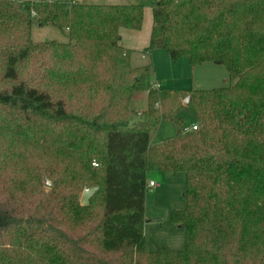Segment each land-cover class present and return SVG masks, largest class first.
<instances>
[{
	"label": "trees",
	"instance_id": "1",
	"mask_svg": "<svg viewBox=\"0 0 264 264\" xmlns=\"http://www.w3.org/2000/svg\"><path fill=\"white\" fill-rule=\"evenodd\" d=\"M152 9L146 51L222 64L235 82L149 87V67L131 65L118 43L120 27L143 25L141 3L0 0V137L43 154L0 179V264H264V0H158ZM34 22L67 29L68 41L32 42ZM28 60L33 72L20 79ZM82 86L92 89L89 115L66 107L65 94ZM143 91L148 108L134 118L128 105ZM183 95L198 124L191 132L175 117ZM161 120L177 129L153 144ZM14 156L0 157L1 171L20 167ZM149 170L185 174V207L170 217L185 229L179 250L144 249ZM92 186L89 206L78 205Z\"/></svg>",
	"mask_w": 264,
	"mask_h": 264
},
{
	"label": "rangeland",
	"instance_id": "2",
	"mask_svg": "<svg viewBox=\"0 0 264 264\" xmlns=\"http://www.w3.org/2000/svg\"><path fill=\"white\" fill-rule=\"evenodd\" d=\"M79 3L85 2L90 4H104V3H146L151 5L158 0H75ZM35 20V18H34ZM36 21V20H35ZM67 29L64 33L50 25L40 26L37 23H33L31 28V40L34 43L56 40L66 43L68 37H66ZM31 61L24 62L20 67V79L28 80L33 71ZM147 65L149 72L147 75V85L150 87L154 82L158 83L157 90H171V91H191L198 89H212L231 85L235 82L236 78L230 74L226 67L222 64H216L213 62L205 61L197 65H190L186 57H180L173 60L164 49H152L150 54H139L133 57L131 65ZM2 66H0L1 68ZM29 77V78H28ZM8 85V84H7ZM0 86H6L5 82H0ZM56 88H51L49 91L52 93ZM74 92L65 94L66 107L71 112H78L81 114L89 115L90 112L86 106L92 104V89L90 87H79ZM188 96V95H186ZM186 96L179 98L180 110L176 113L175 117H182L184 119V127L191 124H197L195 122V112L191 104V100L187 104H183L182 100ZM101 101V98L99 99ZM129 109L134 112V118L140 117L141 113L145 112L148 108V101L146 92H137L132 96L129 102ZM158 111L161 110L159 105H155ZM80 108V109H78ZM198 125V124H197ZM182 127V129L184 128ZM177 126L173 121L161 120L158 128L152 133L151 143H160L166 139L175 135ZM20 141L15 150H12L7 143V139L0 137V157L1 162L5 161L4 156L9 152H14L15 156L13 160H20V167L18 169L12 168V163H9L4 169L0 170V179L6 174L12 173L24 166L32 165L34 162L41 163L42 160V148L36 147L34 143H26ZM14 149V148H13ZM98 162V160L92 161V167ZM97 169V167H94ZM49 180V179H47ZM155 181L158 186L155 188L147 187L144 199L145 213L143 222V235H144V249L146 251H152L155 248L156 242L161 243L167 250L176 251L185 245V233L182 227L178 224L171 222V214L174 210H181L185 207L186 199L183 194L186 189L185 174H171L165 171L149 170L147 172V182ZM52 182L53 181L49 180ZM45 182V181H44ZM29 187V185H27ZM51 186V188H52ZM45 190L47 188L45 183L42 186ZM93 187V186H92ZM90 188V187H88ZM86 187L78 192L77 201L80 204V197L82 191ZM90 202V199H89ZM90 203H88L89 206ZM97 210V207H96ZM95 208L92 211V217L96 218ZM97 212V211H96ZM99 215V211L97 212ZM97 215V217H98Z\"/></svg>",
	"mask_w": 264,
	"mask_h": 264
},
{
	"label": "crops",
	"instance_id": "3",
	"mask_svg": "<svg viewBox=\"0 0 264 264\" xmlns=\"http://www.w3.org/2000/svg\"><path fill=\"white\" fill-rule=\"evenodd\" d=\"M74 3H79L75 0H67ZM85 3V2H81ZM90 4V3H87ZM104 4H110V3H104ZM112 4H127V3H112ZM143 4V3H142ZM151 5L144 4L143 5V14H142V24L141 28L138 30L134 29H127L120 27L118 29L119 34V45L123 48H126L130 51V62H132L133 57L137 56L139 54L143 55L149 53L151 51H146L147 46L149 44L150 39V33H151V27H152V6ZM133 65V64H132ZM133 66H139V65H133Z\"/></svg>",
	"mask_w": 264,
	"mask_h": 264
},
{
	"label": "water",
	"instance_id": "4",
	"mask_svg": "<svg viewBox=\"0 0 264 264\" xmlns=\"http://www.w3.org/2000/svg\"><path fill=\"white\" fill-rule=\"evenodd\" d=\"M190 100V95L186 96L183 100H182V103L183 104H187ZM45 186L47 188H51L52 186V182L45 179ZM98 190V187L97 186H93V187H90V188H86L82 191V194H81V197H80V204L82 206H87L88 203H89V199L91 198L92 195L95 194V192Z\"/></svg>",
	"mask_w": 264,
	"mask_h": 264
},
{
	"label": "built area",
	"instance_id": "5",
	"mask_svg": "<svg viewBox=\"0 0 264 264\" xmlns=\"http://www.w3.org/2000/svg\"><path fill=\"white\" fill-rule=\"evenodd\" d=\"M157 86H158L157 82H154L151 85L152 88H158ZM197 128H198L197 124H191L190 126H185L183 128V132H189V131L191 132L192 130H196ZM157 186L158 184L155 181L150 180L147 182V187L155 188Z\"/></svg>",
	"mask_w": 264,
	"mask_h": 264
}]
</instances>
